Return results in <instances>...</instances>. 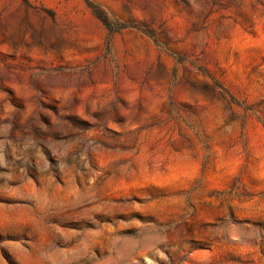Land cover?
Wrapping results in <instances>:
<instances>
[{
	"label": "rangeland",
	"instance_id": "obj_1",
	"mask_svg": "<svg viewBox=\"0 0 264 264\" xmlns=\"http://www.w3.org/2000/svg\"><path fill=\"white\" fill-rule=\"evenodd\" d=\"M89 1L0 0V264H264V0Z\"/></svg>",
	"mask_w": 264,
	"mask_h": 264
},
{
	"label": "trees",
	"instance_id": "obj_2",
	"mask_svg": "<svg viewBox=\"0 0 264 264\" xmlns=\"http://www.w3.org/2000/svg\"><path fill=\"white\" fill-rule=\"evenodd\" d=\"M88 1V5L90 6V8L92 9L93 13L95 14V16L105 25V27L110 31V32H118L124 28H129L132 26L129 25H120V26H114L103 14L102 12H100V10H98L96 8V6ZM139 29V28H136Z\"/></svg>",
	"mask_w": 264,
	"mask_h": 264
}]
</instances>
